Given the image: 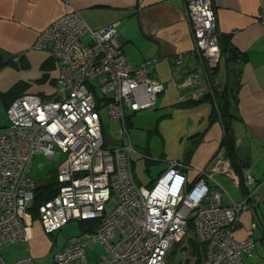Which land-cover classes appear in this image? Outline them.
<instances>
[{
  "label": "built area",
  "instance_id": "built-area-1",
  "mask_svg": "<svg viewBox=\"0 0 264 264\" xmlns=\"http://www.w3.org/2000/svg\"><path fill=\"white\" fill-rule=\"evenodd\" d=\"M62 1L66 12L34 42L57 63V90L49 97L16 96L6 109L7 124L0 127V250L31 231L25 218L38 183L29 173L34 155L41 152L59 160L54 176L58 188L37 206L42 231L52 233L74 219L97 221L92 230L58 246L49 264H166L167 254L190 229L204 244L202 264H244L256 240L252 231L239 239L235 230L242 211L260 201L264 178L258 180L250 171L239 177L221 151L207 170H197L190 186L189 165L179 159L169 160L152 184L139 183L125 117L126 111L156 107L165 84L153 76L155 59L131 64L121 49L118 21L91 28L71 0ZM185 2L197 67L175 81L179 102L214 96L210 72L222 57L213 0ZM259 19L264 23V13ZM184 60L180 55L176 62ZM101 104L121 122L118 138L105 136ZM218 173L228 175L235 186L242 181L244 196L233 200L215 180ZM210 179L218 183L215 193ZM97 242L103 252L91 263L85 248ZM0 264L35 262L25 256L6 263L0 254Z\"/></svg>",
  "mask_w": 264,
  "mask_h": 264
},
{
  "label": "crops",
  "instance_id": "crops-1",
  "mask_svg": "<svg viewBox=\"0 0 264 264\" xmlns=\"http://www.w3.org/2000/svg\"><path fill=\"white\" fill-rule=\"evenodd\" d=\"M71 1L91 28H101L118 21L121 49L129 62L137 65L146 59H155L153 76L157 79L160 80L157 66L163 65L164 62L168 64L171 75L173 74L177 82L181 81L187 71L197 67L196 55L192 54L193 38L186 18L185 0ZM213 10L218 36L227 35L229 45L238 54L233 61L228 59L227 54H223L217 69L210 72L212 83L217 88L221 89L228 84L233 88H230L232 93L236 89V112L241 120H235L232 125L236 154L234 161L230 159L231 164L240 177L250 171L257 178H262L257 175L250 154L257 144L264 152V23L259 19L260 14L264 13V0H213ZM65 12L66 6L62 0H0V48L15 54L12 61L24 58L30 60L34 56L41 57L44 49L38 51V48L34 47L36 37ZM180 55L185 59L182 64L176 62ZM186 55L189 57L187 58ZM48 57V60L52 57L50 52ZM1 59L0 57V61L3 62ZM48 60L45 62L43 59V64L58 68L54 58L52 61ZM221 61H223L222 67ZM55 80L56 78L53 79L54 83ZM52 94L44 96L49 97ZM211 97L214 100V96ZM211 97L201 99V101L206 99L208 105L205 102L201 103L200 100L186 105L177 102L185 111L191 113L189 114L191 118L183 122L181 130L185 139V148L195 141L188 158L184 152L178 158H171L183 160L189 165L185 170L189 180L187 186L197 178V170H207L211 166L214 157L221 154L219 152L222 151L227 156L222 146L224 133L222 124L210 116ZM161 104L163 105V101H160ZM197 105L206 107L200 110ZM157 106L156 101L155 109ZM242 138L244 141H241ZM166 162L157 169L151 182L166 168L168 164ZM151 182L139 183L149 185ZM209 184L212 193L219 190L216 181L210 179ZM262 188L264 186L259 190L260 201H255L242 211L235 230V236L239 239L252 231L256 240V248L244 260V264H264V210H262L264 190ZM245 193L246 188L242 181L235 186L234 194L228 192L233 200H239ZM230 201L228 196L223 197L224 203L228 204ZM252 222H256L255 229L251 227ZM30 225L32 228L28 236L15 243L33 237L36 228L34 224ZM86 226L87 224H83V227ZM29 249L31 255H40L44 252L45 246L35 244ZM90 257L88 259L91 263L98 261L96 254L91 253Z\"/></svg>",
  "mask_w": 264,
  "mask_h": 264
},
{
  "label": "rangeland",
  "instance_id": "rangeland-1",
  "mask_svg": "<svg viewBox=\"0 0 264 264\" xmlns=\"http://www.w3.org/2000/svg\"><path fill=\"white\" fill-rule=\"evenodd\" d=\"M48 56L49 52L44 49L39 58L34 56L30 60L24 58L8 62L0 61V127L7 124V106L18 94L38 93L46 97L56 92L57 85L53 79L58 75V68L54 65L43 64L49 59ZM43 59L44 61H42ZM222 65L223 61H221V67ZM157 67L160 72V80L164 84L166 82L164 91L157 97V109L147 108L135 113L126 111L125 117V124L134 146L132 158L135 178L144 184L151 182L157 173V169L163 166L166 161L168 162L172 157L178 158L183 155V152L185 153V139L181 130L184 125L183 122L191 118L189 115L191 113L177 104L179 101L176 82L173 74L171 75L168 64L164 62L163 65L158 64ZM160 101H163V105H160ZM202 101L201 103H208L206 99ZM197 107L204 110L206 106L197 105ZM98 111L105 136L109 139L118 138L120 136L118 131L121 126L119 119L108 114L106 104H101ZM258 145L254 147L250 157L251 162L256 166L257 175L264 178V152ZM58 163L59 160L37 152L34 155L29 174L36 183H43L55 176ZM214 178L221 182L227 192L234 194L235 185L228 175L219 173L215 174ZM262 178H258V180H262ZM31 204L32 201H30L29 206ZM25 223L34 224L35 234L29 240L13 242L2 247L0 254L6 263H11L20 257L31 256L35 264H49L55 249L58 246L67 245L71 236L84 229L83 224L74 219L68 221L59 230L45 234L39 225L37 215L31 212H28ZM195 241L200 243L190 229L188 236L176 243L167 254L166 264H194L199 258L202 260L204 252L202 251L199 257L194 250L193 242ZM35 244L45 246L42 254L31 255L29 248ZM200 245L201 247L204 246L203 243ZM85 250L89 259L91 253L96 254V259H99L103 252V246L97 242L87 245Z\"/></svg>",
  "mask_w": 264,
  "mask_h": 264
},
{
  "label": "trees",
  "instance_id": "trees-1",
  "mask_svg": "<svg viewBox=\"0 0 264 264\" xmlns=\"http://www.w3.org/2000/svg\"><path fill=\"white\" fill-rule=\"evenodd\" d=\"M219 43H220V48H221V54H227L228 49L230 47L229 45V38L228 36L224 37H219ZM53 58L51 57L50 60L52 61ZM215 68L214 70H216ZM214 89V100L212 97L209 95L208 97H211L212 100V109H211V118L213 120H218L223 127V138H222V146L225 148L227 152V156L234 161L235 158V136H234V130H233V122L235 120H241L240 116L237 114L236 109H237V95H236V89L233 90L232 96L230 98V86L226 84L224 87L221 89L217 88V86L213 85ZM233 89V88H232ZM22 94V93H20ZM18 94V95H20ZM17 95V96H18ZM15 98V97H14ZM197 101H185V102H178L181 105H186V104H192L196 103ZM201 101V99H200ZM195 141L190 143L186 148H185V156L188 158L189 155L192 153V147ZM134 167V166H133ZM153 181L150 183L152 184ZM149 184V185H150ZM58 188V182L55 179V177H51L48 180H46L43 183H40L36 186L35 191H34V197L32 200V204L29 208V211L32 214H37V206L38 204L55 193V191ZM82 224H87L86 227H83L85 230H92L97 221L95 219H88V220H82L80 221ZM196 242V243H195ZM193 242L194 250L196 253L199 255V257L202 254V251L204 252V246L201 247V243H198L197 241ZM200 259V258H199ZM197 260L194 264H202V260Z\"/></svg>",
  "mask_w": 264,
  "mask_h": 264
},
{
  "label": "water",
  "instance_id": "water-1",
  "mask_svg": "<svg viewBox=\"0 0 264 264\" xmlns=\"http://www.w3.org/2000/svg\"><path fill=\"white\" fill-rule=\"evenodd\" d=\"M227 55H228V59L232 61L235 60L236 57L238 56L236 50L232 46L229 47ZM0 57L2 58L3 62H8L9 60L15 58V54L8 53L0 48ZM231 96H232V89H230V98ZM241 141H244V138H242Z\"/></svg>",
  "mask_w": 264,
  "mask_h": 264
},
{
  "label": "flooded vegetation",
  "instance_id": "flooded-vegetation-1",
  "mask_svg": "<svg viewBox=\"0 0 264 264\" xmlns=\"http://www.w3.org/2000/svg\"><path fill=\"white\" fill-rule=\"evenodd\" d=\"M219 45H220V43H219ZM221 49V48H220Z\"/></svg>",
  "mask_w": 264,
  "mask_h": 264
}]
</instances>
